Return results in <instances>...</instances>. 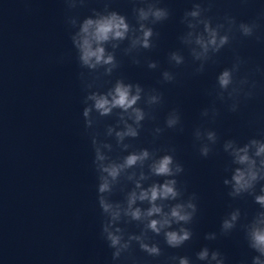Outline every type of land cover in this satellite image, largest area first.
Listing matches in <instances>:
<instances>
[{"label":"clouds","instance_id":"1","mask_svg":"<svg viewBox=\"0 0 264 264\" xmlns=\"http://www.w3.org/2000/svg\"><path fill=\"white\" fill-rule=\"evenodd\" d=\"M70 9L84 6L86 0H66ZM133 14L136 23L132 24L126 15L112 10L110 0H105L102 11L92 9V15L81 20L78 16L69 18L68 23L76 31L71 40L77 52L86 96L83 103V117L86 129L92 130L91 141L95 157L93 164L98 177L97 199L104 217L101 225V238L112 249V264H121L132 258L136 247L149 257L164 256L155 237L162 236L169 248H181L193 239V224L199 212L196 193L185 198L186 186L177 179L185 169L176 160L175 149L160 150L135 148L131 141L139 138L145 121L156 120L155 110L164 103L163 93L156 88L145 89L139 83L115 79L107 89L100 81L111 77L120 68L117 51L131 57L132 63L141 64L140 53L151 50L159 36L154 26L167 21L170 11L161 7L160 0H133ZM211 3L204 7L194 0L192 9L186 11L181 20L187 31L179 39L188 49L192 61L197 66L194 74H203L209 63H216V57L235 39V33L245 38H255L264 43V33L259 19L251 22H237L234 16H225L223 22H213L208 15ZM122 48V45H125ZM169 64L176 68L186 63V57L180 51H173L168 57ZM247 61L238 54L230 67L224 68L216 79V86L210 95L227 104L228 110L237 112L241 103L253 99L257 94L258 83L255 73L264 74V67L258 66L252 71H244ZM150 69L159 67L156 61H148ZM177 74L170 70L162 72V83H173ZM230 102V103H229ZM220 110L215 101L209 108L203 109L202 117L212 122L219 117ZM115 117L114 125L106 127L105 136L113 138L115 145L107 139H100L95 128L104 118ZM165 127H156L154 137L166 129L183 131L182 117L178 109H172L165 119ZM194 138L199 142L201 156L208 157L213 152L220 137L210 128L197 127ZM127 141V142H126ZM119 150L126 155L113 156ZM223 151L231 157V177L223 183L230 190L228 195L241 198L254 197L260 206L250 222L241 224L242 212L239 208L230 211L221 222V235L231 234L241 227L248 247L257 253L251 264H264V139L251 138L241 144L235 139L225 140ZM163 178L154 180L153 178ZM152 181L151 183H147ZM147 183V186H145ZM132 187L129 189L128 185ZM259 186V194L257 187ZM121 191L123 200H114L113 195ZM136 224L138 233L128 231V225ZM205 239H217V233L205 235ZM226 257L217 249L203 247L196 253V261L206 264H226ZM195 264L188 256H169L164 264Z\"/></svg>","mask_w":264,"mask_h":264},{"label":"water","instance_id":"2","mask_svg":"<svg viewBox=\"0 0 264 264\" xmlns=\"http://www.w3.org/2000/svg\"><path fill=\"white\" fill-rule=\"evenodd\" d=\"M104 4L86 0L70 9L66 0H0V264H112L100 235L92 130L83 117L80 73L88 70L79 64L71 40L76 29L68 23ZM110 5L136 23L133 0ZM150 57L143 50L136 65L118 50L120 68L100 83L107 89L124 78L148 89ZM115 122L104 118L95 128L114 145L105 131ZM143 130L131 141L135 148Z\"/></svg>","mask_w":264,"mask_h":264}]
</instances>
